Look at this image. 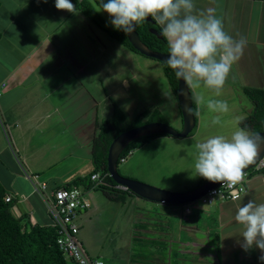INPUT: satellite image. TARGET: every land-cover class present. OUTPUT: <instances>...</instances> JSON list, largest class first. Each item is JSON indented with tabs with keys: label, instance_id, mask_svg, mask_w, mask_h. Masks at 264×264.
Instances as JSON below:
<instances>
[{
	"label": "crops",
	"instance_id": "0c3cea01",
	"mask_svg": "<svg viewBox=\"0 0 264 264\" xmlns=\"http://www.w3.org/2000/svg\"><path fill=\"white\" fill-rule=\"evenodd\" d=\"M72 3L76 13L58 10L55 0L47 3L0 0V86L4 87L0 94V181L11 195L12 211L23 216L25 222L50 224L43 197L35 188L37 183L45 182V192L51 193L75 177L94 171L92 142L99 109L104 121L113 114L116 105L107 86L103 87L105 83L115 87L117 82L115 70L104 59V51L113 45L122 53H134L100 28L73 0ZM195 3L198 11L212 9L234 38H246L244 55L234 65L243 79L240 83L246 85L249 79L254 83L255 76L251 75L254 70L246 54L254 42L264 43V0H195ZM257 18L260 24L255 26L252 23ZM261 174L254 181L249 180L238 199L216 202L214 213L208 215L215 214L216 227L222 231L221 237L216 232V245L205 244L211 247L205 253L214 257L217 264H264L259 260L262 253L258 248L247 252L243 249L239 235L243 226L234 219L238 206L248 200L264 203ZM88 194L89 189L86 196L90 200ZM107 198L112 207L124 206L129 201ZM150 204L132 206L137 209L135 214L126 213L128 206L124 211L132 222L131 235L139 233L131 238L149 242L146 252L151 257L148 262L134 260L129 239L123 245L128 248V264H186L185 251H191L186 243L196 246L195 240L186 241V229L198 228L199 215L188 218L182 207L180 210L170 203L155 202L154 206L168 216L157 221L143 216L145 210L154 207ZM89 207L80 211L86 212V219L98 209L97 205ZM201 225L211 234L206 219ZM233 237L237 238L234 244L226 246V241ZM194 252L201 253L196 249Z\"/></svg>",
	"mask_w": 264,
	"mask_h": 264
},
{
	"label": "rangeland",
	"instance_id": "374dc122",
	"mask_svg": "<svg viewBox=\"0 0 264 264\" xmlns=\"http://www.w3.org/2000/svg\"><path fill=\"white\" fill-rule=\"evenodd\" d=\"M95 7L99 8L96 5ZM98 14L105 22L110 23L109 18L102 10L98 11ZM252 24L258 26L260 20L258 19L257 22ZM133 51V55L122 53L120 49H115L113 45L111 49H105L104 51V59L109 64L110 69L115 70L117 82L115 87L112 83H105L103 87L107 86V91L115 100V107L124 113V126L139 122L143 123L145 120H159L172 125L176 129H181L182 116L177 94L174 92L164 72L162 62L135 50ZM246 55H248V62L252 65V71L254 70L251 75L255 76L254 83L250 82L253 79H249L245 82L246 85L264 87V43L254 42L253 48H249ZM123 78L126 81H122ZM242 81V77L237 72V66L233 65L222 95L217 97L212 90L207 89L203 85L198 89H192L191 92L194 93L192 94L193 99L197 95L204 96L202 104L195 102L196 124L193 129L186 136L179 137L163 133L149 138L142 144L132 146V152L126 155L124 160H120L117 163L119 172L173 191H183L186 190L188 185L198 183L202 177L195 176L196 173L194 171V162L197 155L196 142L203 141L214 135H224L230 138L233 131L241 128L238 123L239 118L250 112L252 103L241 90L243 83L240 82ZM95 91L99 94L97 89ZM209 99L226 101L229 105V112L224 114L211 112L207 108ZM143 108L147 109V113L134 120L136 114ZM99 113L97 116L96 134L99 133L100 125L103 122V115ZM216 115L220 116L221 123L219 125L212 124V120ZM247 131L251 133V130ZM259 173H263L260 176L264 177V172L254 173L253 169L250 168L246 183L251 179V181H254L259 176ZM79 186L83 187L82 185ZM88 189V196L91 198L89 200L91 202L90 207L97 205L98 209L91 214V218L86 219V212L80 213V211L76 217V222L79 225L78 237L86 253L93 258L101 259L103 264H128V248L123 245L130 239V245H132V250L134 251L132 255L134 260L150 261L151 257L146 252L149 242H146L143 238H131L133 234L138 236L137 234L139 233L135 231L131 235L129 229L132 222L127 220L124 211L128 206L126 213L130 214L133 211L135 214L137 209L132 206H143L145 203H151L150 205L154 206L155 201L146 200L135 194H126V199L129 201L124 206L117 204L118 206L112 207L100 187L85 188L86 191ZM95 197L97 199L96 203L94 201ZM218 201L221 200L216 199L211 203H206L201 199H196L185 204H172L176 209L180 210L181 207L185 210V207L188 206L190 210L185 212V217L189 218L191 215L197 214L200 218L198 219L199 225L197 229L193 231L186 229V241L191 238V240L196 241V246L186 243V246L191 251H185L184 263L217 264L215 262L217 260H214V257H210L205 253L208 248H211L205 244L216 245L217 231H219V236H222L221 229L218 230L219 228L216 227L217 218L215 214L208 216L214 213L215 204ZM149 208L143 212V216L151 217L157 221L167 219L168 216L160 211V207ZM205 219L212 229L211 234L204 231L205 226L201 225V222ZM144 220L148 221L147 219ZM136 227L139 226L136 225ZM240 239L243 240V237L240 236ZM236 240L237 238L234 237L233 240L228 239L226 246L233 245ZM195 249L201 253L194 252ZM68 260L69 264H77L70 259Z\"/></svg>",
	"mask_w": 264,
	"mask_h": 264
},
{
	"label": "clouds",
	"instance_id": "9594fccd",
	"mask_svg": "<svg viewBox=\"0 0 264 264\" xmlns=\"http://www.w3.org/2000/svg\"><path fill=\"white\" fill-rule=\"evenodd\" d=\"M55 7L77 12L72 0H55ZM95 10L108 13L111 25L126 35L151 17L167 41V64L176 77L190 89L203 85L217 97L222 95L232 66L242 58L247 45L246 38L236 39L225 30L223 21L212 9L198 11L195 0H106ZM194 100L202 104L204 96L197 95ZM207 108L217 114L229 112L228 103L219 99H209ZM220 123V116L216 115L212 124ZM262 145L264 137L244 128L233 131L230 138L214 135L196 142L195 176L230 188L238 185L245 178V169L258 162L264 165ZM234 219L243 226L239 233L243 249L247 252L258 248L262 253L259 260L264 262V203L248 200L238 206Z\"/></svg>",
	"mask_w": 264,
	"mask_h": 264
},
{
	"label": "trees",
	"instance_id": "16d2710c",
	"mask_svg": "<svg viewBox=\"0 0 264 264\" xmlns=\"http://www.w3.org/2000/svg\"><path fill=\"white\" fill-rule=\"evenodd\" d=\"M73 2L110 36L118 39L130 49L140 52L133 47L128 40L127 35L123 31L116 30L110 23L105 22L98 14V11L95 10V5L101 7L102 3L106 2V0H73ZM102 12L105 13L110 20L108 13L104 11ZM151 26H154L161 31L160 26L156 24L155 21L151 23L146 20L136 28L139 37L149 47L168 52L167 41L163 36L159 38L152 33L150 31ZM160 61L164 66V72L169 79L174 92L177 93V77L174 70L168 66L167 62L162 60ZM242 89L253 105L248 114L239 118L238 123L240 127L246 130H251V132L264 129V87L244 85ZM192 104L196 117L195 102L193 97ZM146 113L147 109L143 108L136 114L134 120L144 116ZM124 118V113L120 111L119 108L115 107L113 114L101 123V129L99 133L95 135L92 142L93 170H99L101 174L104 175L106 182L95 185L94 187H100L106 196L119 201H124L126 199V194L135 193L130 191L128 188H119L116 186L115 180L107 170V148L110 141L119 132L130 126L142 123L139 122L133 123L129 126H124ZM158 134L163 133H151L134 138L122 150L120 157L124 155L132 146L142 144L149 138ZM119 161L120 158H118L117 163ZM252 169L254 173L264 172V167L260 169ZM92 172L88 175L77 176L72 179L71 182L65 183L62 186L86 185L89 187L92 182L91 180H88L90 179ZM204 180L205 179L202 178L199 183ZM7 193V189L0 181V264H69V260L65 257L56 243L55 227L51 223L41 224L39 222H25L23 216H17L12 211L13 201L11 199L5 200V195Z\"/></svg>",
	"mask_w": 264,
	"mask_h": 264
},
{
	"label": "water",
	"instance_id": "95a60500",
	"mask_svg": "<svg viewBox=\"0 0 264 264\" xmlns=\"http://www.w3.org/2000/svg\"><path fill=\"white\" fill-rule=\"evenodd\" d=\"M148 21L151 23L154 22L151 17L148 18ZM150 31L157 37H162L161 31L154 26L150 27ZM127 38L133 47L142 54L167 62L168 52L149 47L139 37L137 30L130 35H127ZM176 94L182 116L181 129H176L172 125L159 120L146 121L141 124L128 127L115 135L110 141L107 148L106 160L107 170L115 182L124 185L136 195L160 203L185 204L198 199L208 189L218 186L221 183H212L210 181L204 180L192 188L183 191H173L152 185L133 177L125 176L121 174L117 168L119 154L134 138L151 133H167L182 137L186 136L193 129L196 123V117L193 110L192 93L189 86L182 79L177 78ZM188 108H190L192 111L189 112L187 110ZM251 133L256 134L258 137H264V129H260ZM260 155L261 157L264 156V145L261 146ZM254 165L249 166L247 169L253 167Z\"/></svg>",
	"mask_w": 264,
	"mask_h": 264
},
{
	"label": "built area",
	"instance_id": "2783aa9c",
	"mask_svg": "<svg viewBox=\"0 0 264 264\" xmlns=\"http://www.w3.org/2000/svg\"><path fill=\"white\" fill-rule=\"evenodd\" d=\"M3 89L4 87L0 86V94ZM131 152L132 149L130 148L121 157L119 154L118 158L124 160L126 155ZM261 158L264 159V156ZM262 167H264V165L258 162L251 168L260 169ZM249 169L245 170V178L240 184L230 188L221 183L218 186L208 189L198 199H201L206 203H211L216 199L225 200L234 199V196L238 197L246 190V179ZM90 180L92 183L89 187L86 185H82V188L79 185L60 186L51 191V193L45 192L46 184L43 181L37 183L35 187L36 191L42 195L50 218V223L55 227L56 243L59 249L67 259H70L77 264H103L101 259L93 258L86 253L82 242L78 237L79 225L76 222V217L79 211L87 209L90 205V201L86 196L85 188H92L95 185L106 183L105 177L100 171L92 172ZM116 186L119 188H126L119 183H116ZM10 199L11 195L6 194L5 200ZM185 210L189 211V208L186 207Z\"/></svg>",
	"mask_w": 264,
	"mask_h": 264
}]
</instances>
